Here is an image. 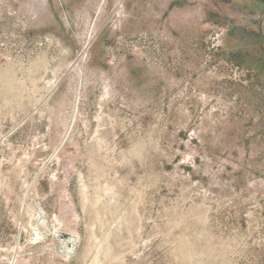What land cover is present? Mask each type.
<instances>
[{
  "label": "rangeland",
  "instance_id": "1",
  "mask_svg": "<svg viewBox=\"0 0 264 264\" xmlns=\"http://www.w3.org/2000/svg\"><path fill=\"white\" fill-rule=\"evenodd\" d=\"M0 264H264V0H0Z\"/></svg>",
  "mask_w": 264,
  "mask_h": 264
}]
</instances>
